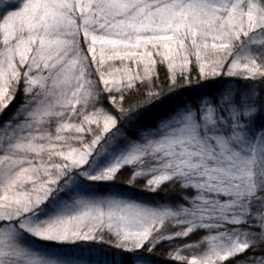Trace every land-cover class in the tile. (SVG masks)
Instances as JSON below:
<instances>
[{
	"label": "snow or ice",
	"instance_id": "6c2138e0",
	"mask_svg": "<svg viewBox=\"0 0 264 264\" xmlns=\"http://www.w3.org/2000/svg\"><path fill=\"white\" fill-rule=\"evenodd\" d=\"M0 264H264V0H0Z\"/></svg>",
	"mask_w": 264,
	"mask_h": 264
},
{
	"label": "trees",
	"instance_id": "16d2710c",
	"mask_svg": "<svg viewBox=\"0 0 264 264\" xmlns=\"http://www.w3.org/2000/svg\"><path fill=\"white\" fill-rule=\"evenodd\" d=\"M161 73V75H163L164 73H162V70L159 71ZM18 101V99H17ZM15 106V103L11 106V108L9 109V112L13 110V107ZM128 173L125 172V175H127Z\"/></svg>",
	"mask_w": 264,
	"mask_h": 264
},
{
	"label": "rangeland",
	"instance_id": "374dc122",
	"mask_svg": "<svg viewBox=\"0 0 264 264\" xmlns=\"http://www.w3.org/2000/svg\"><path fill=\"white\" fill-rule=\"evenodd\" d=\"M160 70H162V73H164V71H165V69L163 68V67H159L158 68V71H160ZM161 74V73H160ZM19 102V98H18V101L16 102V103H18ZM16 106V105H15ZM15 106L13 107V109L15 108ZM11 112V111H10ZM9 112V113H10ZM195 239V238H194Z\"/></svg>",
	"mask_w": 264,
	"mask_h": 264
}]
</instances>
